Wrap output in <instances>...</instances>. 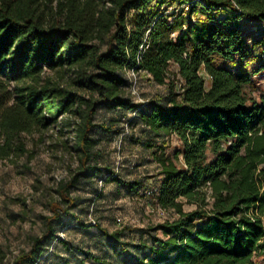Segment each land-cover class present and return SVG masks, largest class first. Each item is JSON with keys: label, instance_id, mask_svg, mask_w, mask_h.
Listing matches in <instances>:
<instances>
[{"label": "trees", "instance_id": "16d2710c", "mask_svg": "<svg viewBox=\"0 0 264 264\" xmlns=\"http://www.w3.org/2000/svg\"><path fill=\"white\" fill-rule=\"evenodd\" d=\"M241 19L261 25L251 47ZM129 72L166 93L134 101ZM260 72L264 0H0V160L26 155L25 136L59 118L74 133L77 159L41 234L13 264H39L55 242L71 250L59 232L64 219L85 226L75 213L87 201L75 193L81 181L106 172L105 181L142 187L101 163V138L121 133V111L147 133L131 140L152 150L159 182L151 198L172 213L145 228L93 224L121 254L137 252L126 264L264 258V99L248 88ZM173 135L181 149L171 155ZM125 233L137 241H123Z\"/></svg>", "mask_w": 264, "mask_h": 264}, {"label": "rangeland", "instance_id": "374dc122", "mask_svg": "<svg viewBox=\"0 0 264 264\" xmlns=\"http://www.w3.org/2000/svg\"><path fill=\"white\" fill-rule=\"evenodd\" d=\"M175 6L167 7L170 12ZM246 44L258 43L261 30L258 22L241 19ZM262 45L252 48L259 52ZM169 69L175 70L171 65ZM130 90L136 102L146 101L156 94H165L166 87L154 84L148 76L129 72ZM255 97L264 99V72L252 78L248 86ZM121 117V133L101 138L102 165H108L125 182H139L136 191L114 182L105 181V173L90 180L81 181L76 194L86 199L81 209L75 210L80 221L59 232L71 250L55 242L51 252L42 257L39 264H126L128 258L137 253L121 254L118 246L98 233L96 222L109 232L123 226L145 228L172 217L170 211H162L154 205L151 195L145 191L158 186V166L152 150L132 142L133 138L145 137L142 125L132 112H118ZM103 116L110 117V113ZM58 123L43 132L25 136L27 154L10 160H0V264H13L14 259L29 248L31 239L39 236L43 228V217L49 215L48 204L56 199V188L61 180L67 179L77 167L74 151V133ZM181 144L173 135L167 140L166 153L180 152ZM177 166H181L178 154ZM184 210L193 208L184 205ZM79 226V227H78ZM136 233H125L123 241L136 242ZM116 247V249H115ZM89 255L95 259L89 258ZM130 263L134 262L130 259ZM264 264V258L255 260Z\"/></svg>", "mask_w": 264, "mask_h": 264}, {"label": "built area", "instance_id": "2783aa9c", "mask_svg": "<svg viewBox=\"0 0 264 264\" xmlns=\"http://www.w3.org/2000/svg\"><path fill=\"white\" fill-rule=\"evenodd\" d=\"M145 193H146L147 195H151V191H150V190L145 191ZM93 224H95V222H93Z\"/></svg>", "mask_w": 264, "mask_h": 264}]
</instances>
